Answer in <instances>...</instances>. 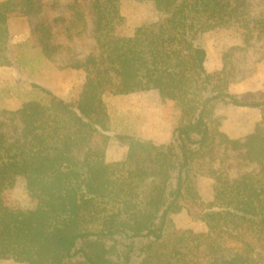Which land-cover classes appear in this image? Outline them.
I'll return each mask as SVG.
<instances>
[{"label":"trees","instance_id":"obj_1","mask_svg":"<svg viewBox=\"0 0 264 264\" xmlns=\"http://www.w3.org/2000/svg\"><path fill=\"white\" fill-rule=\"evenodd\" d=\"M146 1V0H139ZM160 15L119 36L123 0H70L53 21L69 39L90 40L68 67L85 72L78 99L67 101L33 83L41 99L0 113V259L20 264H264V96L240 101L229 91L234 74L208 71L200 35L238 26L246 41L264 43V14L250 0H148ZM40 0H0V65L10 66L8 22L30 20ZM92 25V28L91 26ZM47 58L49 18L31 23ZM232 50H240L234 46ZM157 90L182 109L167 143L129 140L126 158L110 165L106 94ZM261 110L244 137L213 129L219 102ZM26 180L37 206L5 199L10 176ZM213 180L205 206L199 176ZM186 212L203 228L178 226Z\"/></svg>","mask_w":264,"mask_h":264},{"label":"rangeland","instance_id":"obj_2","mask_svg":"<svg viewBox=\"0 0 264 264\" xmlns=\"http://www.w3.org/2000/svg\"><path fill=\"white\" fill-rule=\"evenodd\" d=\"M70 0H40L42 11L30 20L19 14L10 16L8 26L10 40L8 56L10 66L0 65V113L4 109L16 110L24 102L41 99L39 84L67 101H75L85 81V72L68 67L77 58L88 53L89 39L82 36L69 39L61 33V23L53 20L67 14L64 5ZM252 14H264V0H250ZM160 15L152 1L123 0L121 21L116 28L119 36H130L139 26L148 25ZM49 18L55 33L52 42L63 46L47 58L33 35L31 23ZM92 28V25H90ZM245 30L238 26L218 28L200 35L198 43L208 52L206 67L210 72L221 70L228 59V69L234 76L229 91L240 101L252 102L264 96V43L256 38L246 41ZM234 46L240 50H232ZM110 116V140L106 150V161L115 165L126 158L129 140L119 135H131L151 139L158 144L167 143L173 130L182 121V109L174 101L164 99L157 90L139 91L131 94H106L104 96ZM261 119V110L236 106L226 101L218 103L211 127L225 131L231 137H244L251 133ZM213 180L199 176V192L205 206L213 199ZM6 202L13 207L33 208L37 201L30 197L26 180L20 175H11L5 188ZM178 226L204 227L192 221L183 212L174 216ZM0 264H20L12 259H0Z\"/></svg>","mask_w":264,"mask_h":264}]
</instances>
